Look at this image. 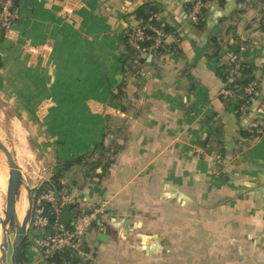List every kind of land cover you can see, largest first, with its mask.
<instances>
[{"label":"crops","instance_id":"1","mask_svg":"<svg viewBox=\"0 0 264 264\" xmlns=\"http://www.w3.org/2000/svg\"><path fill=\"white\" fill-rule=\"evenodd\" d=\"M146 2L177 50L153 45L130 66L125 35ZM192 3L16 0L0 32L3 131L38 159L31 192L101 140L120 146L101 178L78 165L61 178L67 194L109 203L85 236L93 264H264V0H211L199 24ZM234 59L256 85L239 115L217 73ZM41 233L28 224L24 264H58L35 246Z\"/></svg>","mask_w":264,"mask_h":264},{"label":"built area","instance_id":"2","mask_svg":"<svg viewBox=\"0 0 264 264\" xmlns=\"http://www.w3.org/2000/svg\"><path fill=\"white\" fill-rule=\"evenodd\" d=\"M210 1L193 0L189 11L190 20L196 21L201 7ZM17 9L16 0H0V29L8 30L16 22L18 19ZM149 28L153 31V35L146 34L143 27L137 26L130 38L132 44H138L140 41L149 38L153 39L155 47L161 43H167L170 34L162 32L156 26H149ZM238 70L239 63L236 62L229 68L227 80L231 81ZM221 93L226 98L238 100L240 97L230 88L224 87ZM244 93L249 95L256 93L254 81L244 88ZM249 99L247 98L241 103L240 110L242 112L248 110ZM255 131L262 132V128H257ZM214 162H221L220 154L214 156ZM65 205L70 207L67 223L60 221L61 209ZM108 205L107 201L91 203L86 198H75L66 193L65 187L61 189L60 194H56L52 189L41 193L34 192L32 194L29 226L36 230H42L41 234L34 236V244L40 251L42 258L49 259L56 255L66 254L70 260L85 259L86 264H93L85 244V236L93 227L95 219L105 212Z\"/></svg>","mask_w":264,"mask_h":264},{"label":"trees","instance_id":"3","mask_svg":"<svg viewBox=\"0 0 264 264\" xmlns=\"http://www.w3.org/2000/svg\"><path fill=\"white\" fill-rule=\"evenodd\" d=\"M191 5L189 6V8H191ZM158 11L159 7L151 2H146L142 4L134 11L135 16L140 19V23L138 24V26L143 27L146 34L153 35V31L149 28V26H156L166 34L167 32L174 31V28L169 26L168 24H160V22L156 18V14L158 13ZM200 15H202L201 11L199 12L198 17ZM199 20L200 19L197 20L198 24L200 22ZM135 28L129 30L128 33L125 35V42L127 47L125 60L129 62L130 66H137L141 62H145V56H141V53L149 52V48L153 46L152 38L140 41L138 43V48L132 45L130 38ZM0 32H3V30L0 29ZM157 47L167 51H175L177 50V43L176 41L172 43H161ZM240 47V45H237L236 50H238ZM236 62L239 63L238 73L235 74L231 81H228L227 76L229 68H231ZM217 73L222 78L225 88L233 89L236 95H240L235 106V110L238 115L240 113H243L240 110L241 103L247 98L249 99L251 98V96L253 97L255 95H249L244 93V88L253 80L252 67L240 60L234 59L226 64L219 65V67L217 68ZM257 127L258 126H255L254 128L256 129ZM119 149V144H105V142L101 140L93 147L90 153L82 154L72 159H67L63 161L59 168L55 172H53L50 178L48 180L43 181L41 185L34 190V192L41 193L48 189H52L55 191L56 194H60L61 189L64 187L61 182L63 173L73 165H78L82 168L81 173L84 177L94 176L97 178H101L108 171V168L112 162L111 155H114ZM98 168H100V171H97ZM49 260L58 264L62 263V260H67L68 262H71V264H78L77 261L70 260L66 254L53 256L49 258Z\"/></svg>","mask_w":264,"mask_h":264},{"label":"water","instance_id":"4","mask_svg":"<svg viewBox=\"0 0 264 264\" xmlns=\"http://www.w3.org/2000/svg\"><path fill=\"white\" fill-rule=\"evenodd\" d=\"M204 10L205 8L201 7L200 11L204 12ZM0 156L2 160L4 157L6 159V167L8 168V180L11 189L7 199L8 202L6 208L3 211L5 216L4 218L0 219L2 245H6V248L2 249L0 262H2V264H24L22 250L26 238L27 227L29 224V217L32 208L31 189L28 186H26L29 208L27 210L26 215L23 218L22 225L18 228L13 238L11 237V240H9V232L8 229H6V222L14 214L15 201L20 196L21 186L24 184V181L18 164L15 162L14 157L10 153L7 146L1 140H0ZM69 208L70 207L68 205H65L61 209L60 221L63 223L68 222Z\"/></svg>","mask_w":264,"mask_h":264},{"label":"rangeland","instance_id":"5","mask_svg":"<svg viewBox=\"0 0 264 264\" xmlns=\"http://www.w3.org/2000/svg\"><path fill=\"white\" fill-rule=\"evenodd\" d=\"M7 117H8V113L6 111H4L2 108H0V128L2 127V132L0 129V136L2 137L3 143L6 146L8 145V149H9L10 153L12 154L15 162L18 164V166L20 168L24 184L26 186L30 187L38 178V176H36V171H37V173L41 174L42 168L38 164V159L34 158L33 154L31 153L30 147L28 145L22 146L21 144H18V142L15 141L16 138H14L13 135H12V144H9V142H10L9 138H8L9 136H5V133H4V131H6L5 130V122L7 121ZM3 129H4V131H3ZM1 133H2V135H1ZM6 141H9V142H6ZM19 145H21V146H19ZM45 165L46 164H44V166ZM5 168H6V159H5V157L3 158V160H2V158H0V204L2 206L1 211H0V219L4 218V212L3 211L6 208V205L8 202L7 199H8V196L10 194V191H11L10 185L9 184L7 185V183H5L4 179H3L2 172H4ZM37 168H39V169H37ZM7 176H8V168H7ZM32 194H34V192H31V195ZM17 201H18L17 207H16L17 213L15 212L16 215L14 217V220L16 222H19L18 223V228H19L22 225L23 218L26 215L27 210L29 208L26 187L24 188L23 185L21 186L20 196L17 199ZM12 219H13V217H12ZM18 228H17V230H18ZM15 234H16V232L14 234L9 232V240H11V237L13 238V236Z\"/></svg>","mask_w":264,"mask_h":264},{"label":"bare ground","instance_id":"6","mask_svg":"<svg viewBox=\"0 0 264 264\" xmlns=\"http://www.w3.org/2000/svg\"><path fill=\"white\" fill-rule=\"evenodd\" d=\"M22 131V130H21ZM22 134V133H21ZM16 136H17V134H16ZM19 137V139L22 137V136H18ZM17 137V138H18ZM16 138V139H17ZM23 138V137H22ZM21 138V139H22ZM19 142H21V143H23L22 141H19ZM22 145V144H21ZM21 145H19V146H21ZM29 150V149H28ZM28 153V152H27ZM26 154V153H25ZM5 171H6V175H7V167L5 168ZM2 181V180H1ZM9 184V180H8V176H7V185ZM2 200V199H1ZM2 202V201H1ZM17 203H18V201L16 200L15 201V208H14V214L12 215L13 216V219H12V216L10 217V219L9 220H7V222H6V229H8V232H11L12 234H14L15 232H16V230H17V228H18V223L19 222H16L15 220H14V217H15V215H16V213H17V210H16V207H17ZM1 204H0V211H1ZM16 212V213H15ZM5 216V215H4ZM3 248H6V246L5 245H2V234H1V223H0V257H1V255H2V249ZM0 264H2V262H0Z\"/></svg>","mask_w":264,"mask_h":264}]
</instances>
